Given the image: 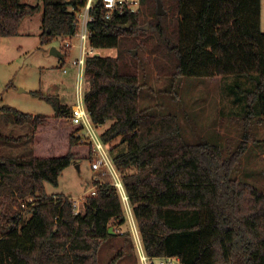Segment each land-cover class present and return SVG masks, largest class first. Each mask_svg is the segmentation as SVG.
<instances>
[{
    "label": "trees",
    "instance_id": "trees-1",
    "mask_svg": "<svg viewBox=\"0 0 264 264\" xmlns=\"http://www.w3.org/2000/svg\"><path fill=\"white\" fill-rule=\"evenodd\" d=\"M143 1L137 14L108 21L98 14L90 26L93 47L118 52L86 59L89 87L83 100L94 124L111 122L101 139L110 145L144 250L153 258L177 257L181 264H264V193L232 178L247 132L228 156L207 142L187 143L177 115L139 108L141 65L124 47L126 42L155 53L158 78L233 75L252 81L242 93L243 125L264 122L261 0H161L163 16L149 0L150 31L144 28ZM68 6L64 0H43L41 46L74 34ZM40 10V5L0 0V39L16 37L21 21ZM33 94L52 105V116L2 108L30 126L29 134L2 140L26 139L31 151L26 157L0 155V264H100L104 241L120 236L131 243L116 232L125 223L120 198L100 173L93 181L95 194L85 196L77 214L70 199L45 192L44 183L57 186L62 171L76 159L92 160V151L81 142L80 125L70 122V107L54 96ZM119 252L108 264H116L123 248Z\"/></svg>",
    "mask_w": 264,
    "mask_h": 264
},
{
    "label": "rangeland",
    "instance_id": "rangeland-1",
    "mask_svg": "<svg viewBox=\"0 0 264 264\" xmlns=\"http://www.w3.org/2000/svg\"><path fill=\"white\" fill-rule=\"evenodd\" d=\"M19 2L40 5L41 10L22 20L21 35L0 39V155L26 157L31 151V143L28 140L10 143L3 141L1 136L17 138L29 134L30 126L19 124L13 113L2 108L6 106L23 113L52 116V105L33 92L42 96H54L63 104L74 103L76 68L72 66L71 61L79 55V50L76 47L78 40L73 38L70 42L72 48L69 53L66 51L68 54L62 65L59 58L50 54L51 48L54 47L58 51L61 48L59 38L51 39L44 46L39 42L37 33L41 31L43 0ZM143 2L142 10L146 18L144 28L150 31L149 21L154 19L150 12H153L154 8L151 1ZM261 17V29L264 31V0ZM168 18L169 24H172L173 18ZM152 42H155L154 36L150 37L149 46H152ZM124 47L136 51L141 65L139 108H148L149 113L159 116L177 115L183 138L187 143L207 142L216 145L225 156L237 148L247 132L246 148L232 171V178L264 193V122L255 119L245 126L242 121L245 115L242 93L253 86L252 81L233 75L214 78L183 77L177 80L169 77L158 78L154 62L157 56L155 53L147 48L131 49L126 42ZM117 52V49H101L97 54L115 57ZM122 53L124 58L130 61V56L126 54L128 52ZM85 85L88 89L87 77ZM109 124L110 122H107L99 126L98 132L104 131ZM115 142L119 143L120 140ZM97 175L91 169L90 160L76 159L62 171L57 186L44 183V189L48 195H64L83 211L84 198L94 189L93 181ZM21 207L24 208L25 205ZM12 209L20 210L18 205H14ZM116 227L130 239L126 222ZM122 248L123 256L116 264H139L132 243H124L120 236H114L102 243L99 263L108 264L120 254L119 250Z\"/></svg>",
    "mask_w": 264,
    "mask_h": 264
},
{
    "label": "built area",
    "instance_id": "built-area-1",
    "mask_svg": "<svg viewBox=\"0 0 264 264\" xmlns=\"http://www.w3.org/2000/svg\"><path fill=\"white\" fill-rule=\"evenodd\" d=\"M72 1L74 3H71ZM64 2L69 3L68 10L74 14L75 31L71 36L58 37L61 47L59 51L69 53L72 48L70 42L73 38L78 40L76 47L79 50V55L71 61L72 66L76 68V76L74 103L70 107L69 120L72 124L80 125L79 136L81 142H85L91 147V169L96 173H100L101 176H107L120 198L125 222L128 226V234L139 264H181L177 257L153 258L146 254L122 178L113 164L108 145L101 139L102 132H98L99 126L93 123L91 113L87 110L83 100L87 90L84 73L86 59L95 56L99 50L90 44L92 35L90 26L96 21L98 14L105 21L110 20L113 16L137 14L141 10L142 0H64ZM63 73H65V70H63ZM94 189L90 192L91 195L95 194ZM28 202H31V200H28ZM73 208L75 214L81 212L79 206L75 203H73ZM116 232L121 236L124 234L118 228H116Z\"/></svg>",
    "mask_w": 264,
    "mask_h": 264
},
{
    "label": "water",
    "instance_id": "water-1",
    "mask_svg": "<svg viewBox=\"0 0 264 264\" xmlns=\"http://www.w3.org/2000/svg\"><path fill=\"white\" fill-rule=\"evenodd\" d=\"M156 1V14L158 16H163L165 15V10L163 8V5H162V2L161 0H155ZM126 29L129 28V26L125 27ZM50 54H52L53 56L59 58L60 60L63 59V55L61 54L60 51H58L57 49H55L54 47L51 48L50 50ZM134 56L136 55V51L133 50V53H132ZM100 55L99 54H96L95 57H99ZM108 233L109 234H114V231L112 229V227L108 228Z\"/></svg>",
    "mask_w": 264,
    "mask_h": 264
},
{
    "label": "crops",
    "instance_id": "crops-1",
    "mask_svg": "<svg viewBox=\"0 0 264 264\" xmlns=\"http://www.w3.org/2000/svg\"><path fill=\"white\" fill-rule=\"evenodd\" d=\"M261 13H262V0H261ZM22 22V21H21ZM21 25V24H20ZM261 27H262V17H261ZM41 33V31H39L37 34H38V36H39V34ZM19 35H21V31H20V26H19ZM25 35V34H24ZM99 50H101V49H99ZM63 104V103H62ZM73 104V103H72ZM72 104L71 105H67V104H65V105H67L68 107H71L72 106ZM109 122V121H108ZM107 123V122H106ZM110 124H111V122H110ZM110 124H109V126H110ZM108 126V127H109ZM107 127V128H108Z\"/></svg>",
    "mask_w": 264,
    "mask_h": 264
}]
</instances>
